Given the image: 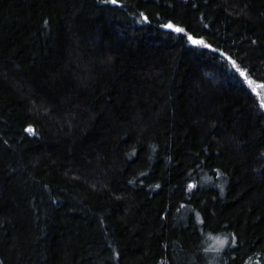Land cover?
I'll return each instance as SVG.
<instances>
[{"label": "trees", "instance_id": "1", "mask_svg": "<svg viewBox=\"0 0 264 264\" xmlns=\"http://www.w3.org/2000/svg\"><path fill=\"white\" fill-rule=\"evenodd\" d=\"M118 4L0 0V264H264V0Z\"/></svg>", "mask_w": 264, "mask_h": 264}, {"label": "snow or ice", "instance_id": "2", "mask_svg": "<svg viewBox=\"0 0 264 264\" xmlns=\"http://www.w3.org/2000/svg\"><path fill=\"white\" fill-rule=\"evenodd\" d=\"M102 3L104 4H111L114 6H122L118 4V0H101ZM143 20L145 22L148 21V17L144 16L143 14H141ZM45 24H47V21H45ZM164 27H167L168 29H171L172 31H174L177 34H183L184 36L187 37L188 42L196 47H203V48H208L211 49L213 51H215V49L211 48V45L207 44L203 39H197L195 37H193L192 35H189L186 30L182 27H178L175 26L171 23L164 25ZM254 43V42H253ZM223 55V53H222ZM227 59H229L232 63L233 68L235 69V71L237 73H239L240 77H243L245 81H247L248 86L251 88L252 92L256 94L257 97H259L260 99V104L259 107L261 109H264V95H261V92L257 91V89H261L264 90V83L261 84H256L255 81L251 80L248 78L247 73L245 71H242L241 68L237 65L235 60H231L230 57H226ZM25 131L29 132V133H33L34 134V129L32 127H28L27 129H25ZM189 189L194 188V185H189L188 186ZM221 244L225 243L224 241H220Z\"/></svg>", "mask_w": 264, "mask_h": 264}, {"label": "rangeland", "instance_id": "3", "mask_svg": "<svg viewBox=\"0 0 264 264\" xmlns=\"http://www.w3.org/2000/svg\"><path fill=\"white\" fill-rule=\"evenodd\" d=\"M257 91L261 92V95H264V93L261 91V89H257Z\"/></svg>", "mask_w": 264, "mask_h": 264}]
</instances>
